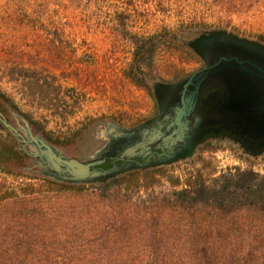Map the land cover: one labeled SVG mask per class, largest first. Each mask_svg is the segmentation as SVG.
Here are the masks:
<instances>
[{
  "label": "rangeland",
  "instance_id": "obj_1",
  "mask_svg": "<svg viewBox=\"0 0 264 264\" xmlns=\"http://www.w3.org/2000/svg\"><path fill=\"white\" fill-rule=\"evenodd\" d=\"M212 28L264 43V0H0V91L35 131L74 151L97 123L128 126L152 114L149 82H173L195 69L198 60L182 41ZM150 38L152 70L142 67L151 74L149 93L125 73L135 64L134 41ZM161 168L157 189L197 171L264 174V155L248 158L232 143L210 144ZM2 176L8 185L45 189L40 176Z\"/></svg>",
  "mask_w": 264,
  "mask_h": 264
},
{
  "label": "trees",
  "instance_id": "obj_2",
  "mask_svg": "<svg viewBox=\"0 0 264 264\" xmlns=\"http://www.w3.org/2000/svg\"><path fill=\"white\" fill-rule=\"evenodd\" d=\"M134 43L125 75L150 93L142 67L152 70L156 46ZM4 132L0 124V264H264V174L197 171L157 189L158 167L99 186H14L2 175L35 177L16 166Z\"/></svg>",
  "mask_w": 264,
  "mask_h": 264
},
{
  "label": "water",
  "instance_id": "obj_3",
  "mask_svg": "<svg viewBox=\"0 0 264 264\" xmlns=\"http://www.w3.org/2000/svg\"><path fill=\"white\" fill-rule=\"evenodd\" d=\"M182 42L204 65L173 82H149L158 113L130 126L113 119L97 123L86 134L85 145L74 151L46 139L22 113L5 102L11 121L0 111V124L33 162L23 170L60 184L99 186L133 169L191 160L209 127L215 125L263 138L264 43L226 28L202 30ZM217 86L224 88L226 96L202 112L204 94ZM158 149L160 153L155 155ZM134 157L145 160L120 169L94 168L104 159L124 161Z\"/></svg>",
  "mask_w": 264,
  "mask_h": 264
},
{
  "label": "flooded vegetation",
  "instance_id": "obj_4",
  "mask_svg": "<svg viewBox=\"0 0 264 264\" xmlns=\"http://www.w3.org/2000/svg\"><path fill=\"white\" fill-rule=\"evenodd\" d=\"M193 56L196 57V59L198 60L197 67L195 69H193L191 72H189L188 74L181 75V77L177 78L176 80H178L182 77H185V76L189 75L190 73L194 72L195 70L203 67V65H204L203 60L198 55H196L195 53H193ZM225 96H226V93H225V90L222 86H217V87H214V88L208 90L204 94L202 102L200 103L201 111L204 112V111H207V110L213 108L218 102L222 101V99ZM5 102L13 107L12 102H10V100H8L7 96L2 97L0 95V111L9 120H11L10 115H9V113L5 107V104H4ZM157 113H158V108H157V104H156V109L154 110V112L140 122H143L146 119L153 117ZM140 122H137L135 124H138ZM135 124H133V125H135ZM128 126H130V125H128ZM8 138L10 140H13V143L15 145L14 149L18 152L17 154L19 156H21V158H18V159L15 158L16 159L15 163H16V166L19 167V170H23L24 167H26V166L33 165L31 157L28 156L27 154L23 153L22 150L18 149V143L16 142V140L10 134H9ZM226 142H229V143H232L233 145H235L237 147V149L241 152V154L248 157V158L264 155V137L258 138V139L252 138V137H249V136H247L241 132H238L234 129L227 128L226 126H221V125H215L213 127H209V131L207 132L204 139L202 140V144L200 145V147L210 145V144H222V143H226ZM154 153L156 155L157 153H160V150L159 149L155 150ZM145 158H147V156ZM145 158L134 157L132 160L126 159L124 161L104 159L103 163L94 166V168L95 169H109L112 166H116L120 169L122 166H124L126 164L136 165V163L134 161L142 162L145 160ZM149 160L152 161L153 157H149ZM144 170H146V169H144ZM132 171H136V169L124 172L121 175H117L116 177L122 176V175H124L128 172H132ZM42 178H43V180L44 179L46 180V178H44V177H42ZM47 180H49V179H47Z\"/></svg>",
  "mask_w": 264,
  "mask_h": 264
}]
</instances>
